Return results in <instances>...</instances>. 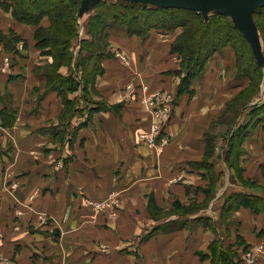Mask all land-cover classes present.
I'll use <instances>...</instances> for the list:
<instances>
[{"label": "crops", "instance_id": "0c3cea01", "mask_svg": "<svg viewBox=\"0 0 264 264\" xmlns=\"http://www.w3.org/2000/svg\"><path fill=\"white\" fill-rule=\"evenodd\" d=\"M11 13L0 9V19L18 28L28 47L17 43L13 71L3 72L0 45V111H14L11 125L0 119V264H229L219 255L226 252L233 264H246L247 252L264 264V113L255 114L263 84L216 155L206 125L216 119V104L200 97L210 72L230 59L211 57L202 77L180 93L184 72L169 50L180 28L138 34L110 23L105 33L122 47L126 64L107 48L90 54L86 28L93 22L86 17L72 65L59 70L80 86L59 91L47 87L33 29L21 28ZM83 60L93 61L85 82ZM236 77L233 87L241 89ZM145 90L158 93L147 105ZM66 99L77 103L71 116ZM116 190L112 206L106 199ZM103 201L107 211L94 207ZM178 201L191 210L177 209Z\"/></svg>", "mask_w": 264, "mask_h": 264}, {"label": "trees", "instance_id": "16d2710c", "mask_svg": "<svg viewBox=\"0 0 264 264\" xmlns=\"http://www.w3.org/2000/svg\"><path fill=\"white\" fill-rule=\"evenodd\" d=\"M82 0H0V6L3 9H8L7 11H11L14 17L18 20H21L26 23L35 24L37 26L36 29V44L41 47H45L44 52L50 53L55 57V63L48 66L46 68L47 72H44V75L46 77V83L47 87L51 88H58L59 91H65L64 88H67L68 90L75 91L79 86L81 82H78L73 77H66L62 75L59 72V67L61 64L62 66H71L73 62L74 52L72 50V47L74 43L73 39L78 35L79 30V24L77 26V14L78 10L80 8ZM103 3H106V1H99L97 4V8L102 6ZM107 6L105 8H100L101 10H96L97 14L93 17H91L90 21L93 22L92 26H94L96 23L99 25L98 31L93 28H90V32L96 36V39L94 41L91 40V42H88V47L92 46L89 50L90 54L92 56L99 57L100 54L98 52L104 53V49H106V45L103 43L102 40H105L107 37V33H105V27L110 24L108 20H106L105 16L112 15V18H118L121 19L123 16H128L127 18H124V21H126L127 30L130 31V33H138L142 34L144 30H148L152 27H159V29L164 30H170L176 27H183L184 32L180 34L179 40H181L186 48V56L182 58V71L184 72L183 75V85L180 89V93L184 92L188 86L192 83L194 79H197L202 74L201 70H199V66L195 67L196 62L198 60H201V65L204 64V67L207 63V61L214 56V53L218 51V41L214 40L211 44V50L213 53L204 52V58H198V55L200 53V50L197 48L198 45H200V42L204 39L203 34L206 33L208 29H210V26L212 24L217 25L218 28L221 29V41L227 40L232 41V36L229 33V29L232 27L234 30L241 31L235 26V24L232 22V20L225 14H212L209 17V21H206L205 18L202 16L201 13H198L194 10L184 9V8H170V7H156L151 5H144L142 3L138 2H125V1H107ZM130 7H140L144 11H149L151 13L152 21L148 22L144 27L136 28L131 27L133 26L134 19L132 17V14L128 12V8ZM112 10H114L116 13H113ZM184 11L188 12L189 18L187 19L186 14H184ZM257 14L259 16L264 17V5L258 10ZM44 15L50 16V25L47 28L42 27L40 24L41 19ZM157 15V16H156ZM156 16L155 18H153ZM136 19H140L139 21L145 20V18L141 17ZM100 22V23H99ZM91 25V24H90ZM0 38V44L4 48H6L7 51L12 52V54H15L18 52L16 50V46L18 41H15L14 38H9L8 36H1ZM220 37V36H219ZM85 42V41H84ZM45 45V46H42ZM182 44V43H181ZM101 49V51H100ZM201 51V52H202ZM247 51V50H246ZM177 52V50H176ZM175 52V53H176ZM180 53V52H179ZM178 54V52H177ZM183 57V55L180 53ZM253 56V55H252ZM249 60L246 61V63L251 62L252 65H255V61H253L252 57L248 55ZM241 58V56H240ZM63 62V63H61ZM93 61L88 65L87 61H82V65L84 66L85 74L83 75L84 82L88 79L89 76V69L91 67ZM78 65H80V62L78 60ZM248 69V65H247ZM253 68L248 69L247 72H245L246 77L252 79V82L250 83V86L246 88H252L249 92L253 90L252 93H257L260 91V85H261V79L264 75V69L261 67L254 66ZM95 69H93L94 71ZM99 71V69H96ZM244 70V69H243ZM251 71V72H250ZM253 71V73H252ZM203 72V71H202ZM244 74V73H243ZM258 78V79H257ZM83 82V81H82ZM245 88V89H246ZM49 90V88H47ZM244 89V90H245ZM246 94V93H242ZM249 94V96H251ZM240 95V96H242ZM247 96V94H246ZM245 99L247 97H244ZM250 98V97H248ZM249 100V99H248ZM246 101V103L243 105L241 109H243L245 106H247L252 100ZM262 105L258 106V108L255 114H259L261 112L264 113V100L261 101ZM77 103L72 99H66V108L65 113L69 116L73 115L75 110L77 109ZM264 119V117H262ZM0 119L4 126L11 125L13 123L14 119V111L10 108H4L0 111ZM246 131V130H245ZM241 132V129L239 130V133ZM233 132L230 134V137H232ZM230 143V141H229ZM236 141H233V143L230 146V151H233V153H237V147H236ZM212 145L209 146L211 148ZM228 158V156H227ZM177 209L183 212H189L191 210L190 207H185L180 204V202H175ZM220 257L224 261H228L229 264H233L232 260H227L230 253H220ZM231 261V263H230Z\"/></svg>", "mask_w": 264, "mask_h": 264}, {"label": "rangeland", "instance_id": "374dc122", "mask_svg": "<svg viewBox=\"0 0 264 264\" xmlns=\"http://www.w3.org/2000/svg\"><path fill=\"white\" fill-rule=\"evenodd\" d=\"M100 1H106V3H107V1L112 2V1H118V0H100ZM106 3H103V5L102 6L100 5V7H98V8H97L98 3H96L94 9L89 13L90 14H95V13L97 14L98 11L96 12V10L97 9L101 10L102 8H105L107 6ZM142 4H144V3H142ZM81 6L82 5H80V8H79L78 14H77V20H78L77 26H78V24H80L79 22L82 19H84L86 17L88 19H85L84 21L91 19V17L86 16L87 13L79 16ZM261 7L262 6H259L258 3H256L254 5H251V7H247V9L238 8L239 10L237 9L235 11L238 12L240 15H244L243 16L244 18L242 16L241 17L248 22V26L251 29V32L253 29L255 39H256L255 42H257V44H258L257 45L258 50H259V52L261 51V53L264 57V17L259 16V14H257L258 10ZM3 8L4 7L1 8V6H0V9L2 11L6 12L8 10L6 8L5 9H3ZM112 12L116 13L114 10H112ZM128 12L130 14H132V17H133L134 22H135L133 24V26H131V27H136V28L144 27V26L148 25L147 24L148 22L153 20L151 17L152 16L151 13H149V11H144L140 7H135V8L130 7V8H128ZM184 14H186L187 19L190 17L188 12L184 11ZM212 14H223V13H212V12L209 13V15H212ZM12 16H13V19L15 20L16 18L14 17L13 14H12ZM111 16L112 15H107V16H105V18L110 23H112L113 28H115V27L124 28L128 33H130V31L127 30V25H126L127 22L124 21V18L128 19V16H123V17H121V19L112 18ZM135 16L137 18H140V16L142 18L144 17L145 20L139 21L140 19H136ZM156 16H154L153 18H155ZM228 17L235 24L232 15H229ZM44 19L47 21V25L42 24ZM16 20L22 26L21 28H29L30 30L33 29V40H34V46H35L34 48L37 50V53H36L37 57L43 59V61L41 63L43 65L42 71L47 72V70L49 68L47 70H46V68L55 63V57L50 53L44 52L45 47L43 48V47L38 46L36 44L37 26L35 24L26 23V22H23V21L18 20V19H16ZM208 21H209V19H208ZM7 23H9V20L6 21V19L5 20L3 19V21H2L0 19V26L7 27V29L5 28V30L0 29V38H2L1 36H8L9 38H14L15 41H19L18 42L19 46L22 47L23 50H26L28 46H27L26 42L25 43L22 42L24 40H23L22 36L19 35V32H20L19 29L18 28L15 29L10 24L6 25ZM50 23H51L50 16L44 15L42 17L39 25H41L44 28H47V27H49ZM88 26L89 27L86 28V33L89 35L91 40L94 41L96 39V36H94L90 32V28H93V30L96 29L98 31L99 25H97V23H96L94 26L89 25V24H88ZM155 28H157V27H155ZM177 28H180V30H181L180 34H182V32H184L183 27H177ZM158 29H159V27H158ZM108 31H110V28H108L106 30V32H108ZM229 31H230L229 33L232 36V38H231L232 41L228 42L226 39L221 41V37H222L220 34L221 29L218 28L217 25L212 24L210 26V29H208L206 31V33L203 34L204 39L202 40V42H200V45L197 46V48L200 50L198 58L203 59L204 58V56H203L204 52L205 53L209 52V54L213 53L212 52L213 49L211 50L210 46L214 40H217L219 42L217 47H219V48L217 49L218 51H216V53H214L215 57L218 58V57H220V55H223V56H225L231 60L230 63L228 64V66L226 67L227 70H225L226 68L223 69V67H221V68H217V70H214L212 74L210 72L209 77H212L214 75L213 79L210 80L211 82L207 83L208 85L206 84L205 88L203 89V92L201 95H204V97L203 96L200 97V99L201 98L203 100L208 99L210 102L215 101V104H216L215 105L216 119H214L213 122H211L210 126H209V124L206 123V125H208V127H209V130L212 132L209 144L214 145V149L216 150V155L220 154L221 149L225 148L228 145V140L226 141V139H227L226 134L229 131L230 126L233 125V123H232V122H234L233 119L236 117V115L239 114V111H241V108L243 107V105L246 103V101L248 99L252 100V99L256 98L257 95L260 94V91L257 93L255 92L253 94H250L253 92V90L251 92H249L250 89H252V88H246V87L250 86L252 79L246 77L245 72H247L248 69H250V70H251V68L254 69V66H257V67L259 66V67L264 69V65L261 66L259 64V62L257 61V59L255 58V55L253 52L254 47L252 46L250 40L245 36V34L243 32L240 33L239 31L234 30L232 27L229 29ZM79 32H80V26H79L77 36H79ZM147 33H149V31H147ZM180 34L172 40L173 44L169 47L170 52L174 53L179 58V64L182 63V58H184V56H186V52H185L186 48H185L183 42L181 40H179ZM108 35H107L105 40H102V44L104 43L106 45V48H107L106 52L112 53L115 57H118L124 63L128 64L129 59H128L127 55L124 53L122 47L116 45L115 42H113L110 39V33ZM166 38H168V37H166ZM73 40L74 41H72V42L74 43L75 47H76V45L80 44L78 37L74 38ZM82 43H84V41H82L81 44ZM88 45H90V44H88ZM42 46H45V45L42 44ZM90 47H92V46H89V48ZM2 50H3L2 53H4V56H3L4 62H5V58L7 56L9 58V61H10L9 71L10 70L13 71L14 66H13V64H11V60L13 59L14 54H12V52L7 51L6 48H4V47L2 48ZM105 50L106 49H104V51ZM176 50H177L178 54H177ZM100 51H101V49H100ZM210 51H211V53H210ZM179 52L183 55V57L181 55H179L180 54ZM248 55H250L252 57L253 61L256 60L255 65H252L251 62L246 63V61L249 60ZM240 56H241V58H240ZM200 62H201V60H198V62H196V64H195V67L199 66V70L202 69L203 72L201 71L202 74L200 75V77H202V75L205 73V71L207 69V66L205 65V67H204V64L201 65ZM61 63H63V62H61ZM207 63H208V61H207ZM1 64H2V62H1ZM63 64H61L59 69H61ZM247 65H248V69H247ZM76 66H77V68L79 67L77 64H76ZM178 67L182 68L183 65L181 64V66H178ZM219 70L221 72H219ZM253 71H252V73H253ZM237 75H240V77H241V79H240L241 80L240 81L241 89L237 88V87H233V84L235 83L233 80H235L237 78L236 77ZM228 77L232 78L231 82L227 81V79H229ZM243 81H245V83H246L245 85H244ZM228 84H229V88L227 87ZM261 84H263V86H264V75H263V78L261 79ZM242 85H244V86H242ZM127 88H129V90L131 91L134 87H133V85L129 84V85H127ZM242 93H246L247 96H246V94L242 95ZM249 94L251 96H249ZM188 95L192 96L193 92L189 91ZM240 95H242V96H240ZM157 96H158L157 92L155 93V92H150L148 90H145V97H144V101H143L144 105H147L151 100L156 99ZM244 97H247V98L245 99ZM248 97H250V98H248ZM194 115H197V114H194ZM200 119H201L200 124H202V122H205V121L208 122V120H209L207 118V114H206V118L204 117V118H200ZM189 122H190L189 119L185 120V124L186 123L188 124ZM146 139H147L146 142H147L148 146L151 147L153 150H156V146L159 148L157 142L156 141L154 142L152 138L149 139V137H147ZM216 159L220 160L221 156L220 155L217 156ZM220 163H221V165H223V166H221V168L225 169V164H224L223 159L220 160ZM217 172H218V168H217ZM219 175H220V178L223 179L224 176L222 175V173ZM177 180H179V177H177ZM117 192H118L117 190L111 191L108 194L107 199H106L107 203H109L112 206H114L118 203V201L120 199V195H118ZM105 201H103L101 204H99V203L95 204L94 207L96 209L106 210V207L104 206ZM244 260H245L246 264H255L256 263V254L254 252H247L246 254H244Z\"/></svg>", "mask_w": 264, "mask_h": 264}, {"label": "water", "instance_id": "95a60500", "mask_svg": "<svg viewBox=\"0 0 264 264\" xmlns=\"http://www.w3.org/2000/svg\"><path fill=\"white\" fill-rule=\"evenodd\" d=\"M100 0H82L81 9L79 16L82 14L92 11ZM125 2H138L144 3V5L156 6V7H170V8H184L189 10H194L201 13L206 21H208L210 15L209 13H223L225 15H232L235 26L245 34V36L250 40L253 48L255 58L262 66L264 65V57L258 50V44L255 42L254 31L249 28L248 22L243 19L244 15H240L237 10L238 8L247 9L258 3L259 6L264 5V0H119ZM260 3V4H259ZM155 4V5H154ZM239 10V9H238ZM243 18H242V17Z\"/></svg>", "mask_w": 264, "mask_h": 264}, {"label": "built area", "instance_id": "2783aa9c", "mask_svg": "<svg viewBox=\"0 0 264 264\" xmlns=\"http://www.w3.org/2000/svg\"><path fill=\"white\" fill-rule=\"evenodd\" d=\"M76 49H79L78 46L76 47ZM9 63H10L9 58L6 56V58H5V62H4V60H3V61H2V64H1V70H2L3 72H9V65H10ZM154 115H155L157 118H161V117L164 116L162 110L155 111V112H154ZM86 117H87V115L83 116L81 120H82V121H85V120H86ZM157 130H159L158 125H156V127L154 128V133H155ZM2 264H11V262L8 261V260H6V261H3Z\"/></svg>", "mask_w": 264, "mask_h": 264}]
</instances>
